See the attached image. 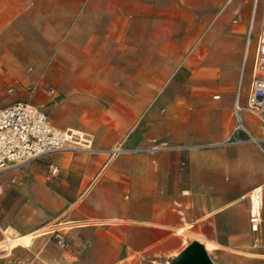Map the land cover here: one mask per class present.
Here are the masks:
<instances>
[{
  "label": "crops",
  "instance_id": "obj_1",
  "mask_svg": "<svg viewBox=\"0 0 264 264\" xmlns=\"http://www.w3.org/2000/svg\"><path fill=\"white\" fill-rule=\"evenodd\" d=\"M258 2L0 0V106L91 141L0 174V264H171L194 241L212 264H264V145L234 132L238 106L262 138L245 111Z\"/></svg>",
  "mask_w": 264,
  "mask_h": 264
},
{
  "label": "built area",
  "instance_id": "obj_2",
  "mask_svg": "<svg viewBox=\"0 0 264 264\" xmlns=\"http://www.w3.org/2000/svg\"><path fill=\"white\" fill-rule=\"evenodd\" d=\"M253 73L245 111L258 121L262 129V138H252L243 127L238 106L235 107L237 123L234 132L242 130L251 142L264 145V26L257 37ZM90 149L91 141L86 134L53 126L46 114L29 101L0 106V174L14 166L49 157L58 152ZM50 172L52 174L56 172L52 165ZM248 203L249 222L252 230L256 231L264 210L261 187H256L249 193ZM57 243L63 245L61 239H58Z\"/></svg>",
  "mask_w": 264,
  "mask_h": 264
},
{
  "label": "water",
  "instance_id": "obj_3",
  "mask_svg": "<svg viewBox=\"0 0 264 264\" xmlns=\"http://www.w3.org/2000/svg\"><path fill=\"white\" fill-rule=\"evenodd\" d=\"M171 264H212L202 244L194 241Z\"/></svg>",
  "mask_w": 264,
  "mask_h": 264
},
{
  "label": "bare ground",
  "instance_id": "obj_4",
  "mask_svg": "<svg viewBox=\"0 0 264 264\" xmlns=\"http://www.w3.org/2000/svg\"><path fill=\"white\" fill-rule=\"evenodd\" d=\"M20 242L27 243V242H29V238H23V239H21ZM2 246H5L6 249L9 250L10 248H12L14 246V240L7 239V240H5L4 244L0 245V247H2Z\"/></svg>",
  "mask_w": 264,
  "mask_h": 264
},
{
  "label": "rangeland",
  "instance_id": "obj_5",
  "mask_svg": "<svg viewBox=\"0 0 264 264\" xmlns=\"http://www.w3.org/2000/svg\"><path fill=\"white\" fill-rule=\"evenodd\" d=\"M258 8L260 10V13L262 14V19H264V0H259L258 2ZM261 25V24H260ZM8 89V87L2 88L1 90L6 93V90Z\"/></svg>",
  "mask_w": 264,
  "mask_h": 264
}]
</instances>
